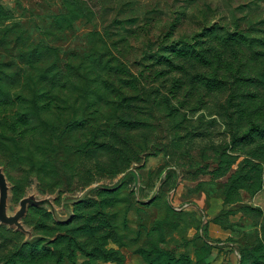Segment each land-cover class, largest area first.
<instances>
[{
	"label": "rangeland",
	"instance_id": "1",
	"mask_svg": "<svg viewBox=\"0 0 264 264\" xmlns=\"http://www.w3.org/2000/svg\"><path fill=\"white\" fill-rule=\"evenodd\" d=\"M255 122L264 0H0V264H264Z\"/></svg>",
	"mask_w": 264,
	"mask_h": 264
},
{
	"label": "trees",
	"instance_id": "2",
	"mask_svg": "<svg viewBox=\"0 0 264 264\" xmlns=\"http://www.w3.org/2000/svg\"><path fill=\"white\" fill-rule=\"evenodd\" d=\"M220 32V29L218 27H211L208 30H206L204 33H201L200 35L203 37H208V39L213 38L218 36ZM222 38L224 39V44L228 45V46H232L235 42L234 41H240V40H247L248 38L243 36V34H239L236 35L235 33H231V32H226L225 34H223ZM201 41L203 40H196L195 45L192 44H180L177 48H174L173 51L180 57H193V59H197V61L199 63H202V60H206V55L204 52H202L201 50H197L198 48H196V46L198 45V43H201ZM252 41V40H251ZM240 43V42H239ZM242 44V42L240 43ZM159 60V58H161V54H155ZM166 60H169V58H166ZM173 63V61H171V64ZM244 71V70H243ZM243 71H237L238 75L235 77L237 79H249L251 78L250 76H247ZM248 73V72H246ZM208 81H211L208 78ZM214 85L215 87L219 88L221 86V83H229L228 80L226 79H216L213 80L211 83H208V86H210L211 84ZM214 88V86H213ZM245 133L241 134V131H234V133H232V141L233 143H239L240 141L242 142V140L246 141L247 138H250L251 141L254 135L259 136L260 138L264 139V123H252L247 129L244 130ZM34 249V247H32ZM11 261V259H10ZM6 263H9V260L6 261Z\"/></svg>",
	"mask_w": 264,
	"mask_h": 264
},
{
	"label": "water",
	"instance_id": "3",
	"mask_svg": "<svg viewBox=\"0 0 264 264\" xmlns=\"http://www.w3.org/2000/svg\"><path fill=\"white\" fill-rule=\"evenodd\" d=\"M6 198H7V187L5 182L4 174L0 168V219L5 222H16L20 216L22 215V210L13 217H8L5 214V207H6ZM44 202L45 200H35V202H31L32 204H39L38 202Z\"/></svg>",
	"mask_w": 264,
	"mask_h": 264
}]
</instances>
